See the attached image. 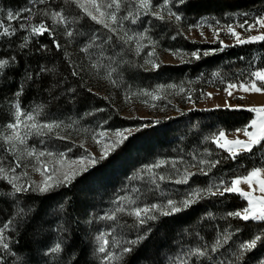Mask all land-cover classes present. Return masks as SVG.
I'll return each mask as SVG.
<instances>
[{
	"label": "rangeland",
	"instance_id": "374dc122",
	"mask_svg": "<svg viewBox=\"0 0 264 264\" xmlns=\"http://www.w3.org/2000/svg\"><path fill=\"white\" fill-rule=\"evenodd\" d=\"M193 1L196 0H184L183 3H180V0H169L165 8L157 7L163 5V0H152L153 8L145 14L142 9L136 10L132 0H120V8L116 13L120 23L113 25L118 35L91 20L71 0H25L15 7L4 6L0 1V42L14 36L17 37L15 41L22 44L27 37L24 48L29 49L32 45L34 49L39 47L40 50H45L47 43L52 44L55 40L60 45L57 49L54 44L55 52L60 54L62 62L68 66L72 77L80 85V90L84 91L82 97L86 101L76 104L68 99L69 92L65 94L62 91V95L67 96L63 101L66 104L60 107L49 106L44 99L34 94H23V85L5 96L0 101V111L3 115L0 121V168L5 169L9 178L13 175L10 169H14V174L18 177L16 183L28 188L29 185L34 187L42 180L41 174L34 170L42 164L46 165L51 173L53 168L69 170L68 164L71 161L88 154L99 161L86 171L80 172L71 183L61 184L45 194L38 191L14 193L7 180H0V233L9 244L7 250L0 247V264H69L73 257V254L68 256L67 253V248L71 244L69 235L76 231L75 228L80 231L82 237L84 236L83 242L87 245L86 256L89 264H124L127 254L131 252L124 253L123 248H131L134 252V249L147 238L158 240L161 248L152 247L147 256L151 263L141 264H181L182 259H186L187 264H206V255L186 256L190 249L197 247L207 248L209 251L207 245L201 243L205 236L200 230L195 229L191 233L184 232L183 229L182 234H179L180 231L177 229L170 232L161 231L157 228L161 217L171 215L164 216L159 211L150 213L155 215L156 219L147 220L143 225L135 216L128 214L135 207L166 205L169 199L179 204L194 189L204 190L212 186V191H216L219 186L222 191L224 184L229 183L227 177L235 167L232 161L233 168L227 169L232 164L225 162L231 157L223 149L217 148L211 142V137L225 131L227 139L246 140L243 132L225 129L226 126H234V119L228 112H249L246 109L250 106L264 105V94L230 89L233 93L230 97L224 91L230 79L240 77L260 65L261 57L257 51L253 49L252 52H245L248 55L240 56L237 62L235 57L221 59V55L226 57L229 48L259 42L237 44L235 38L226 31V26L232 25L242 38L257 35L256 31L245 32L238 25L245 20L251 22L253 17L264 14V10L259 6L234 13L227 12L226 9L212 13H207L206 9L188 10L189 4ZM103 2L107 3L109 0ZM9 11L20 15L16 19L8 20ZM55 11L62 14L65 23L53 22L50 14ZM169 11L180 15L181 19L176 21L174 17L170 18ZM151 12H160L164 19H157ZM133 19L135 23L132 22ZM42 21L50 27L51 33L42 36L31 35L30 25ZM4 28L9 29L8 34L4 33ZM214 30L218 32V38H214ZM67 32H72L73 35L69 37ZM140 33L144 34V38L139 40L140 51L137 54L136 37ZM125 34L133 36V40L128 43L122 42L121 37H125ZM220 41H223V45ZM149 52H154L155 55L149 57ZM193 52H197L200 58L193 57L191 55ZM216 55H220L217 62L206 63V58ZM146 59L158 62L160 67L152 70L150 64H145ZM93 64L97 67H93ZM236 64L238 69H235ZM4 69L0 70V74L3 75ZM110 71L111 80L106 78ZM74 72L78 75H73ZM32 80L33 78L29 79L31 82ZM63 80L64 89L67 90L71 81L65 77ZM17 91H21L19 96L15 95ZM142 91L152 92L160 98L152 100L150 96L140 94ZM133 93L136 95H132ZM209 93L212 95L209 96ZM17 103L20 104L22 113L33 112L39 108L40 114L36 116V122L40 124L57 122L61 125L52 132L45 130L42 135L34 133L29 135L26 146L34 148L37 153L45 152L39 163L35 157L26 156L24 146H17V150L12 151L3 139L5 135L11 133L6 125L15 122L14 106ZM219 110L224 111L221 114L223 122L217 118L219 115L216 112ZM194 112L202 114L193 115ZM251 114L252 119L256 118L255 113ZM235 120L238 124L244 121L241 115L235 116ZM124 129L134 131L114 151L135 138L141 130L152 129L157 132L152 137L138 138L139 145L134 146L138 152L131 153L132 156L128 155L125 160H120L118 165L110 170V178L116 177L114 181L104 182L97 190L98 184H95V181L79 189L81 183L78 181L81 176L92 172L104 160L100 159V156L105 144L116 139L115 131ZM21 131H24L23 125ZM101 131L106 133L104 137L98 135ZM94 136L99 143L94 141ZM211 147L220 151H214ZM114 151L107 157L114 155ZM48 152L53 153V156H47ZM60 153L64 154L63 157L59 155ZM200 160L208 163L200 164ZM247 160L253 164V168H264V147L254 148L253 155ZM216 161L219 163L209 170V164ZM121 163L126 164L121 173H116ZM157 163L160 167L148 170V166ZM17 164L20 166L16 167ZM24 173L26 175H23ZM189 173L194 175L189 176L187 183L175 182ZM161 176L165 179L160 180ZM105 178L102 177L101 181ZM202 179L206 180L201 181ZM106 185L109 186L106 188ZM240 187L244 191H251L247 184H241ZM253 188L256 189L253 191L254 196L264 195L259 191L258 185L253 184ZM58 192L62 193V202L52 203L53 205L49 207L48 204L45 209H40L39 215L37 214L39 209L25 203L27 199L51 196ZM72 193L73 196L77 193V204L84 207V210H80L77 220L76 218L70 220V225L74 226L68 227L69 221L66 222V217L61 213L69 204ZM208 195L202 191L201 198H198L196 203ZM87 197L93 201L86 206ZM245 202L247 206V201ZM117 207H123L125 211L116 212ZM113 213L115 219L102 218ZM35 216L39 223L41 221V226L32 239L33 251L22 253L17 248L19 230L25 227V222L29 219H35ZM5 223H9L10 226L3 228ZM102 233L103 239H98ZM140 237L143 238L138 240ZM104 240L108 241L105 246L106 252L113 253L118 259L106 260L105 253L99 252ZM133 240H138L137 245L128 243ZM242 242L245 241L237 240L235 243L233 241L238 247ZM57 243L60 244L61 250L52 253L50 249ZM219 247L217 253L210 252V249L212 255L207 262L234 264L233 258L221 257L218 252L222 250ZM238 256L234 255V260H239ZM255 264H264V257Z\"/></svg>",
	"mask_w": 264,
	"mask_h": 264
},
{
	"label": "trees",
	"instance_id": "16d2710c",
	"mask_svg": "<svg viewBox=\"0 0 264 264\" xmlns=\"http://www.w3.org/2000/svg\"><path fill=\"white\" fill-rule=\"evenodd\" d=\"M0 1L4 6L9 7H15L20 3L25 2V0ZM258 6L261 7V10H264V0H196L189 4L188 10L206 9L207 13H212L226 9L225 11L234 13L248 11L249 9L257 8ZM16 38L17 37L14 36L13 38L8 37L0 42V58L2 57V59H7L9 61V64L3 71V75L0 74V101L3 100L5 96L11 94L21 87V85H23V94H34L38 96V98L44 99V101H46L49 106L60 107L65 103L63 101L66 100L67 96H63L62 91L65 94L69 92L70 94H68V99L76 104H82L86 102L82 97V92L84 91L80 90V85L76 82V80H74L75 78L72 77L68 66L62 62L60 54L55 52L53 43L50 44V42H48L45 50H40L39 47L38 49H34V46L32 45L29 47V49H27L21 48V44L15 41L17 40ZM253 49L256 50L259 54V57H261L260 65L257 68L264 67V41H259L258 43L252 45H242L229 48L226 51V57L221 55V59H232L235 57L237 59H235V61L237 62L240 56L248 55L245 52H252ZM218 57H220V55H216L212 58H206V63L209 61L217 62ZM41 69H44V71H41ZM235 69H238V64L235 65ZM254 70L251 69L249 72L242 74L240 77H234L229 81L230 83H240L242 81H247L249 79V73ZM28 75L32 76V82L27 79ZM63 77H65V79L68 78L71 81L67 90L64 89L63 84L65 80H63ZM34 78L36 79L34 80ZM216 113L219 115L217 118L222 120L221 114H223L224 111L219 110ZM228 113H230V116L234 119V126H226L227 128L225 127V129L227 130L244 127L252 119V114L250 112L230 111ZM201 114L202 113L198 112L193 113V115ZM237 115L243 116V123H237L235 120V116ZM2 119L3 115L0 111V121H2ZM156 132V130L152 129H144L139 131L135 138H133L128 143H124L120 148L114 151V155L102 160L92 172L81 176L78 181L79 184H81L78 186V188L82 189L87 185V183L95 181V184H98L96 187L97 190L98 187L101 186V184L103 185L104 182L114 181L116 177L114 179L110 178V170L115 168L120 160H125L128 155L132 156L131 153L138 152V150H136L134 147L135 145H139L140 140L138 138L145 136L152 137V135ZM211 148L214 151H220L215 147ZM221 153L225 154L224 152ZM252 155L253 151L250 153H242L235 159L229 158L226 160L225 163L227 164H232L231 162L233 161L235 167L233 168L232 164L230 168H227H233V172L227 177V183L237 176L244 175L248 170L254 167L253 164L247 160V158L251 157ZM125 164L126 163L119 164V168L116 170V173H121ZM102 177L106 178L101 181ZM205 180L206 179H202L201 181ZM108 186L109 185H106V188ZM79 192L78 194H80ZM94 193L95 192L93 191V194ZM76 195L73 196L72 193L69 204L63 208L64 210L61 213V215L63 214L64 217H66V222L69 221L67 222L68 227L74 226L73 224L70 225V220L76 218L79 215L80 210H84V207L82 208L81 205L77 204L78 202ZM62 200V193L58 192L57 194L51 196L39 198L34 197L29 200L27 199L25 203H29V205H33L36 207V209H39V212L37 213L39 215L40 209L43 210L48 204L49 207L52 203L54 204L56 202H62ZM92 201L93 199L87 197L85 199L86 206ZM245 206V200L238 194L224 193V195L217 194L213 196H210L209 194L207 198L205 197L202 201L197 202L195 205L191 206L185 211L175 213L169 217H161V221L159 222L157 228L165 232H170L172 229H177L178 232L180 231L179 234H182L181 231H183V229L184 232H191L195 229L200 230L201 234L205 236V238L203 237L204 241L201 243L206 244L209 251L212 248V245H214L217 239H219L221 241L219 249L222 250V252L219 251L218 253L221 254V257L224 259L233 258L234 264H255L256 262L261 261V259L264 257V241L258 242L254 249L245 252L243 256H238L240 257L239 260H234V255H239V247L237 244H234L237 240L248 241L255 235L264 234V221H242L238 218L229 217L227 215L229 212L240 210ZM57 211L58 209L56 212ZM203 213L205 216H203ZM209 213L211 215H209ZM76 220L74 221L75 223ZM37 222V217L35 216V219H29L28 222H25V227L20 228L17 240L18 251L22 253H30L33 251L32 239L37 234L39 226H41V221L40 223ZM75 230L73 234L69 235V242L71 244L69 245V248H67V253L68 256L73 254L69 264H89L86 256L87 245L85 242H83L84 236L82 237L80 231L77 228H75ZM225 234H227L229 237L226 241L227 243L224 240ZM162 243H165V241H162ZM135 245H137V243ZM152 247L161 248L160 242L155 240V238H147L136 247L138 250L134 249V252L132 250L131 253L127 254L126 262L124 264H141L143 262L151 263L147 256L149 255L148 253ZM209 251L206 253V264H210L207 262V259H209V257L212 255L210 253L212 251Z\"/></svg>",
	"mask_w": 264,
	"mask_h": 264
},
{
	"label": "snow or ice",
	"instance_id": "6c2138e0",
	"mask_svg": "<svg viewBox=\"0 0 264 264\" xmlns=\"http://www.w3.org/2000/svg\"><path fill=\"white\" fill-rule=\"evenodd\" d=\"M72 3H75L77 7H79L91 20L96 22L97 24L102 25L104 28L108 29V31L112 32L114 35H118L117 29L113 27V25L119 24L120 20L118 19L116 13L119 11L120 8V0H109V2L104 3L103 0H71ZM184 0H180V3H183ZM132 3L135 5L136 10H143L145 14H148L150 10L153 8L152 0H132ZM169 4V0H163L162 6L157 7H167ZM153 16H155L157 19L163 20L164 17L160 14V12H151ZM19 13H13L9 11L7 13L8 20H13L19 17ZM45 15H48L45 13ZM51 19L54 23H65V18L62 16V14L58 11L52 12ZM169 17L174 19L176 21H179L181 19V16L169 11ZM30 19V17H29ZM124 19H127V17H124ZM135 23V19L132 21ZM23 28L24 25H21ZM239 28L244 29L245 32H251L256 31L257 35H249L246 38H242L241 34L236 31V29L232 25L226 26V31L235 38V41L237 44H245V43H251V42H257V41H264V14L257 15L252 18V21L249 22L248 20H245L243 23L238 25ZM4 33L8 34L9 29L4 28ZM46 33H51L50 27L46 26V24L42 21L39 24H33L30 25V34L34 36H42ZM67 35L71 37L73 35L72 32H67ZM203 35V33H201ZM126 37V38H125ZM125 37H121L122 42L128 43L133 40V36L125 34ZM144 38V34L140 33L136 37L137 40V54L140 51V45L139 40ZM214 38H218V32L214 30ZM25 43H22L20 45L21 48H24L27 42V37L24 38ZM221 45H223V41H220ZM53 44L59 49L60 45L56 43L55 40H53ZM83 50V49H82ZM208 53H205L207 55ZM154 52H149L148 56L152 57L154 56ZM196 59H199V55L197 52H193L191 54ZM14 59V58H13ZM9 64V61L7 59H0V70L4 69ZM145 64H150L152 70H157L160 67V64L158 62H155L151 59H146ZM93 67H97L96 64L92 65ZM41 71H44V69H41ZM114 71V69L112 70ZM73 75H78V73H73ZM111 71L107 73V77L109 80H111ZM27 79H32L31 75L27 76ZM114 83V81H113ZM163 86H160L162 88ZM172 87V86H169ZM230 89H238L239 91L245 92V93H261L264 94V67L256 68L254 71H251L249 73V79L247 81H242L239 84L237 83H228L227 86L224 88V91L227 93L228 96H232L233 93L230 91ZM159 90V89H158ZM91 91V89H89ZM21 94V91H17L15 93L16 96H19ZM140 94L144 96H150L152 100H157L160 97L157 95H154L152 92L142 91ZM132 95H136V93H133ZM209 96L212 94L209 93ZM243 99V97H241ZM15 113L14 118L15 122H10L6 125L7 129L11 130V133L8 135H5L3 137L5 143L9 144L12 151L17 150V146H24L23 151L25 152L27 157H35L37 162L39 163L40 157L45 156V152H36L34 148H28L26 146V141L31 134L36 135H42L44 134V131L47 130V132H52L55 128H59L61 125L57 122H49V123H43L40 124L36 122V116L40 114L39 108L34 109L33 112H25L22 113L21 106L19 103L15 104ZM228 107H232L231 105H228ZM239 107V106H237ZM247 111L251 113L256 114V118L250 120V122L243 128V129H236L237 132H243V135L247 137L246 140H241L239 138L237 139H227L226 138V132L220 131L218 135H213L211 137V142L216 145L217 148L223 149L226 151L229 156L233 159H235L237 156H239L243 152L250 153L253 151L254 148L257 146L264 147V105L261 106H250L246 109ZM30 122V123H29ZM23 125L24 131H21V126ZM139 129H135V131H138ZM134 130L132 129H124V130H117L115 131L114 135L116 139L109 141L107 144H105L104 149L101 151L100 159H105L109 155L111 151H114L117 147L120 146L126 139H128V136L132 134ZM127 133V135H125ZM100 137H104L106 135L105 132L101 131L98 134ZM63 139L64 137H59ZM94 141L99 143L98 140H96V136L93 137ZM83 147V145H80ZM87 152V150H85ZM61 157H63V153L59 154ZM47 156L51 157L53 156V153L48 152ZM99 161L92 157L90 154L82 156L78 158L75 161H71L68 164V169L66 171H61L59 168H53L51 173H49L48 168L46 165H41L39 168H35L34 170L39 172L42 176V180L40 183L35 184L33 187L32 185H29L28 188H24L22 185H19L16 183V180L18 177L14 174V169H10V171L13 172V175L11 178H9L8 173L5 171L4 168H0V180H7L8 184L11 185V188L14 193H23L26 191H38L41 194H45L50 192L53 188L61 185V184H68L71 183L72 180L83 171H86L88 167L95 165ZM208 163L205 160H200V164ZM219 163V161H216L214 163L209 164V170L211 167H215V164ZM20 165L17 164L16 167H19ZM61 167H63V163L61 162ZM153 167H160V164L157 163L155 165L148 166V170L151 171ZM203 171V169H201ZM262 173H264V168H253L250 171L247 172L244 176H237L233 178L228 184H224V187L222 191L220 190L219 186H217L216 191H212V186H209V188L200 190V189H194L188 196L179 202H177L169 199L167 201L166 205H158V204H151L150 206H145L143 208L141 207H135L132 208L131 211L128 213L129 215H133L137 218L139 223L143 225L147 220H155L156 216L152 215L150 213L159 211L161 215L167 216L172 215L175 213H178L182 211L183 209H186L190 207L192 204L196 203L198 198H201V192H207L210 195H224V193H234L241 196L244 200L247 201V206L243 207L240 210L229 212L227 215L229 217L238 218L242 221H264V195L262 196H254L253 191L256 189L253 188V184H256L259 186V191L261 193H264V176H262ZM207 174V173H204ZM23 175H26L24 173ZM194 175L192 173H189L187 175H184L181 179L176 180V183H187L189 176ZM165 177L161 176L160 180H164ZM224 183V182H222ZM241 184H247L248 188L251 189V191H244L241 189ZM116 212H124L125 209L123 207H117L115 210ZM209 215H211L209 213ZM107 219H115V213L113 215H109L106 217ZM10 225L9 223H5L2 227L8 228ZM103 233L98 237V239H103ZM143 237L138 238L142 239ZM228 235L225 234L224 240L227 241ZM138 240L128 241L130 244H136L138 243ZM264 241V234L261 235H255L253 238L249 239L248 241L242 242L239 245V256H243V254L247 251H250L254 249L258 242ZM108 244L107 240H104V243L99 247V252L105 253V259L106 260H114L118 259L117 256H115L111 252H106V245ZM221 241L217 239L215 244L212 246L211 251L216 252L217 248L220 246ZM0 247H3V249L7 250L9 248V244L5 241L2 233H0ZM61 246L59 243L55 245V247L51 248L50 251L52 253L60 252ZM132 249L125 247L123 248L124 253L131 252ZM207 253V248L201 249L199 247L190 249L187 253V257H204ZM181 264H187L186 259H182Z\"/></svg>",
	"mask_w": 264,
	"mask_h": 264
}]
</instances>
